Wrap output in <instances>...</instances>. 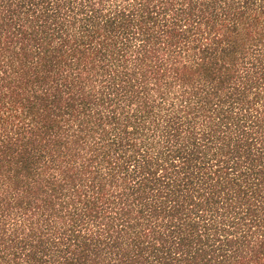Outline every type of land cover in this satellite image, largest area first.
Segmentation results:
<instances>
[{"label":"trees","instance_id":"trees-1","mask_svg":"<svg viewBox=\"0 0 264 264\" xmlns=\"http://www.w3.org/2000/svg\"><path fill=\"white\" fill-rule=\"evenodd\" d=\"M0 264H264V0H0Z\"/></svg>","mask_w":264,"mask_h":264}]
</instances>
